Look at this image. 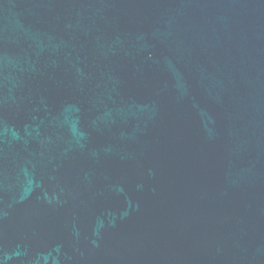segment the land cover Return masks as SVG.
<instances>
[{"label": "water", "instance_id": "95a60500", "mask_svg": "<svg viewBox=\"0 0 264 264\" xmlns=\"http://www.w3.org/2000/svg\"><path fill=\"white\" fill-rule=\"evenodd\" d=\"M0 264H264V0H0Z\"/></svg>", "mask_w": 264, "mask_h": 264}]
</instances>
